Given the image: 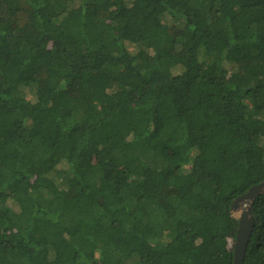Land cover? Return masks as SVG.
I'll use <instances>...</instances> for the list:
<instances>
[{
    "label": "trees",
    "instance_id": "16d2710c",
    "mask_svg": "<svg viewBox=\"0 0 264 264\" xmlns=\"http://www.w3.org/2000/svg\"><path fill=\"white\" fill-rule=\"evenodd\" d=\"M263 181L264 0H0V264H232Z\"/></svg>",
    "mask_w": 264,
    "mask_h": 264
},
{
    "label": "water",
    "instance_id": "95a60500",
    "mask_svg": "<svg viewBox=\"0 0 264 264\" xmlns=\"http://www.w3.org/2000/svg\"><path fill=\"white\" fill-rule=\"evenodd\" d=\"M260 195H264V181L250 187L245 194L232 202L230 212L238 222L237 234L233 245L232 264L244 263L246 251L255 227L252 206L255 199Z\"/></svg>",
    "mask_w": 264,
    "mask_h": 264
},
{
    "label": "rangeland",
    "instance_id": "374dc122",
    "mask_svg": "<svg viewBox=\"0 0 264 264\" xmlns=\"http://www.w3.org/2000/svg\"><path fill=\"white\" fill-rule=\"evenodd\" d=\"M174 29H175V30H172V31H169V32H168V33H169V38H173V37H175V36L178 35V33H179L178 29H176V28H174ZM233 57H236V56H233ZM233 57H232V58H233ZM56 163H57L56 161H51V162L47 165L46 169H47L48 171L52 170L53 168L57 167V164H56Z\"/></svg>",
    "mask_w": 264,
    "mask_h": 264
}]
</instances>
